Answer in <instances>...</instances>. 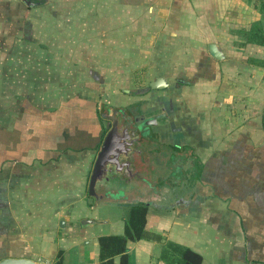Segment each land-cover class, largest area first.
<instances>
[{
    "label": "crops",
    "instance_id": "obj_1",
    "mask_svg": "<svg viewBox=\"0 0 264 264\" xmlns=\"http://www.w3.org/2000/svg\"><path fill=\"white\" fill-rule=\"evenodd\" d=\"M18 1L32 9L31 15L39 16V2L54 0ZM62 1V16L77 17L74 27L78 41L88 42L86 33L93 32V45L87 46L98 47L101 38L99 35L97 39L96 33L108 27L111 38L106 46L115 49L116 58L119 48V56L126 63L156 65L148 79L162 76L167 85L150 89L155 96L171 82L160 69L176 67L172 76L176 77L184 68L185 80L177 79L195 80L192 88L186 87L189 83L179 88L182 98L171 110L173 119L168 118L166 104L159 105L162 118L139 113V119L149 118L151 125L163 131L194 124L192 132L199 137L188 142L181 134L175 144L159 142L171 147L176 164L172 182L178 185L173 187L166 178L163 185L134 203L145 206L146 236L126 238L125 259L122 254H114L109 264H164L160 254L165 241L196 251L199 264H264V66L245 63L239 68L234 62L239 61L242 47L230 36L257 20L258 10L245 0ZM19 10L15 0H0V64L4 66L7 16L14 32ZM43 11L46 17L58 16L52 8ZM87 16H93V21L88 22ZM66 26L68 29L70 24ZM210 42L221 49V59L208 51ZM254 49L261 52L264 47ZM28 89L21 93L22 114L11 125L1 126L11 127L5 132L14 137L6 142V137L0 136V258L26 256L42 264H98V237L123 234L128 210L125 216L116 215L115 205L109 204L107 209L97 211L100 207L93 205L99 204H92L87 193L92 165L85 173V167L69 171L68 160L74 162L79 155L64 152L73 148L63 145H88L85 150L92 155L83 156L93 164L102 129L99 122L95 125L94 118L100 105L73 93L55 107H43L29 98L35 93ZM125 112L137 114L127 108ZM186 119L192 122L183 125ZM88 126L98 132L88 135ZM137 137L141 150L138 159L146 182L151 177L148 157L157 155L160 148L150 144L158 139L155 130ZM55 143L60 145L58 151H54ZM182 144L188 146L186 151L178 148ZM39 169L45 171L40 184L36 174ZM154 177V181L159 178ZM84 184L87 197L81 198ZM39 191L43 196L37 195ZM59 197L62 200L54 202ZM151 233L158 234L159 239Z\"/></svg>",
    "mask_w": 264,
    "mask_h": 264
},
{
    "label": "rangeland",
    "instance_id": "obj_2",
    "mask_svg": "<svg viewBox=\"0 0 264 264\" xmlns=\"http://www.w3.org/2000/svg\"><path fill=\"white\" fill-rule=\"evenodd\" d=\"M15 1L20 6L21 10H19L18 15H16L18 21L17 26L14 28V32L10 30V20L7 16L6 63L5 66L3 63L0 64V77L2 76L0 78V87L5 86V89H0V136L6 137V142L13 140L14 135L5 132V130L9 131L11 127L2 129L3 127L1 126L5 125L7 127L9 124L11 125L15 118H19L22 114L20 103L23 95L21 93L27 92L29 90L28 88L32 89V92L35 93L29 98L43 107H55L60 99L77 93L88 99H94L97 107L100 105V102L109 105L116 119L121 114H124L126 108L133 113H137L132 115L134 118L139 117V113L141 112H149L155 118H162L163 112L159 110V105L161 104H166L165 108L168 113V118H174L171 110L175 108L176 103H179V100H181L182 97L180 98L179 88L183 87V84H185V81L177 78L184 79L182 74L184 68L176 77H172L176 67L174 68L172 66L173 68L167 67L166 69H160L161 72L167 74L171 82L166 90L162 91L159 95L155 96L154 92L150 89L143 92H136V89L147 84L149 80L148 76L156 71V65L151 63L143 64L142 62L132 63L130 61L126 63L122 61L119 56L121 54L119 48L116 58L113 53L115 49L106 46L111 38V31L108 27H103L102 32L96 33L97 39H99L100 35L101 45L98 47H88L87 44L93 45V41L95 40L93 32L86 33L87 38L90 39L88 42L85 43L82 39V42L81 40L78 41V34L75 30L76 27H74L76 26L74 23L77 17L76 15L69 18H64L62 16L61 10L63 9L64 1H40L39 16L35 14L34 16L31 15L32 9L26 6L22 1ZM45 2H47V4ZM106 7L107 6H104V8ZM48 8H52L53 12H56L58 16L46 17L42 15L41 12H44L43 10ZM93 18V16L86 17L88 22L93 21ZM67 24H70L69 28L71 29L69 32L67 31L69 29H67ZM25 28H27V33H24ZM230 36L233 41L237 42V44L242 47L239 50L241 51L239 61L234 62L239 68L245 63L264 66V50L261 52L255 50L254 48L258 45L252 43H247L244 46L240 45L239 41L244 39V37L237 33H230ZM26 38L28 40L25 42ZM239 51L237 53H239ZM116 59H118V62H116ZM251 59L257 61L261 60L259 62L261 64L252 63ZM193 82H195L194 79L186 87H191L190 85L193 84ZM195 90L196 88H193L192 92L194 91L193 93H196ZM149 103L152 105L150 108L147 107ZM188 104L191 105L190 102ZM192 105H194V102ZM103 113V111L97 110L96 116L94 117L96 119L95 125H97V122H99L101 126L109 124ZM80 115L81 114H77V117H80ZM80 120L83 119H79L78 121ZM138 120L140 119L134 121V126H137L139 129L138 135H140V133L144 135L145 132L148 133L150 130H155V135L158 138L150 141L151 147L160 148L157 155L151 154L147 160V166L149 165L150 168L148 177L149 175L151 177L149 181L145 182L142 165L138 167L139 169L135 171L133 176L127 177L126 179H120L117 175L116 177L113 176V174H107L106 177H101L97 180L92 193L87 189L89 201L92 202V204H99L93 205L94 207H100L96 209L97 211L107 209L109 204H112L115 205L116 215L125 216L127 210L131 207L130 205H133L138 200L141 201L146 198L147 193L150 190V192H153L156 188L163 185L166 178L173 184V187H177L178 184L172 182L175 180L173 174V172L176 171V164L174 163L175 158H172L170 154L171 147L168 144L177 143L181 134L188 142H192V139L193 141L197 140L199 137L192 132L194 124H190L192 126H189L190 128L187 126V128L183 127L179 128V130L167 128L163 131L158 126L151 125V122H147L148 119L141 118L142 124H140L141 122ZM182 122L184 125L185 122L190 123L192 121L186 119ZM26 124L31 126L30 123ZM171 126L173 125H168V127ZM163 127H165V124ZM69 129V134L72 135V130L71 128ZM87 130L89 131L88 135H93L94 132H98L97 129L92 126H88ZM22 133L23 135L29 134L23 131ZM150 135L151 134L148 136L150 137ZM16 137L18 136L16 135ZM160 141H167L169 143H159ZM63 146H66V149L73 148L64 152L71 153V155H79L78 159L74 160V162L73 160L70 162L68 160L69 166L67 167L69 171L78 172L85 167V170L82 171L85 173V171L91 167L92 160L90 161V158L86 160L83 156L92 155L90 151L85 150L88 145H78L75 143L73 147H68L69 145ZM59 148L60 145L55 143L54 151H58ZM178 148L186 151L188 146L182 144ZM136 152L141 153L140 144H137ZM139 153L138 155L140 157ZM33 162L39 165L38 161L34 160ZM47 170L46 168L45 171ZM45 171L44 169H39V171L36 172L39 177L38 184L42 183L40 178L45 176ZM55 173H57V170ZM154 174L159 176L157 181H154ZM85 187L86 184H84L80 191L81 198L87 197ZM40 194L43 196L44 193L39 191L37 195ZM107 194H109V196H107ZM112 194H114V196H112ZM39 198H41V196H39ZM61 200V197H59V199L54 202H59Z\"/></svg>",
    "mask_w": 264,
    "mask_h": 264
},
{
    "label": "trees",
    "instance_id": "obj_3",
    "mask_svg": "<svg viewBox=\"0 0 264 264\" xmlns=\"http://www.w3.org/2000/svg\"><path fill=\"white\" fill-rule=\"evenodd\" d=\"M245 1L251 7L258 10V12L260 13V17L257 20L250 21L248 23V26L239 27L237 30H234L232 32L244 37V39L239 41L240 45L252 43L264 47V0ZM251 60L252 63H259L261 61L253 59ZM191 81L192 79H187L184 83H190ZM108 108L111 107L109 105H106L105 103H100L101 110L99 109V111L105 112ZM104 130L105 127L102 126L101 132H103ZM144 223L145 206L139 203L133 204L128 210L123 234H107L100 235L98 237V242L100 245V261L98 264H109L110 258L114 254H122V259H125V254H123V252L125 250L126 238H139L142 236H146V233L144 232ZM151 236L159 239L158 234L151 233ZM163 243L164 245L160 255L164 264H199L200 255L191 248L175 243L173 241H165Z\"/></svg>",
    "mask_w": 264,
    "mask_h": 264
},
{
    "label": "water",
    "instance_id": "obj_4",
    "mask_svg": "<svg viewBox=\"0 0 264 264\" xmlns=\"http://www.w3.org/2000/svg\"><path fill=\"white\" fill-rule=\"evenodd\" d=\"M25 3H29L28 0H23ZM208 51L211 53V55L216 59H221L223 57V53L219 46L216 43L210 42L208 44ZM167 85V81L162 76H155L152 79L147 81V84L145 86L139 87L136 89V92L139 91H146L148 89L152 88H162ZM108 118L111 119V126L110 128L105 132V134L102 137L101 143L99 145V148L95 154L94 162L91 167L90 171V177L88 181V191L90 193L93 192V185L94 182L97 180V176H99V168L105 163L107 159L112 160L114 163L118 162V159L116 157V152L112 153V159L108 158V156H111V152H113V147H121V151H124L125 148L129 149L130 141L127 140L129 137L128 133L126 132V129L124 128L125 135H120L118 132V120L114 117L113 113L111 112V109H108ZM263 126H264V110H263ZM147 122H150L147 120ZM0 264H42L41 262H38L30 257L26 256H20V257H11V256H5L0 258Z\"/></svg>",
    "mask_w": 264,
    "mask_h": 264
},
{
    "label": "flooded vegetation",
    "instance_id": "obj_5",
    "mask_svg": "<svg viewBox=\"0 0 264 264\" xmlns=\"http://www.w3.org/2000/svg\"><path fill=\"white\" fill-rule=\"evenodd\" d=\"M110 109V108H108ZM108 109L103 113L105 118L108 120L109 124H107L105 127V130L101 132V137H100V143L102 140L103 135L105 132L110 128L111 126V119L108 118ZM100 115V114H99ZM139 119V117L134 118L132 115H128L125 111L124 114H121L119 117H117L118 120V132L120 135H125L124 128L126 129V132L128 133L129 137L127 138L128 141H130L129 144V149L125 148L124 151H121V147H113V152H111V156H108V158L112 159V153L116 152V157L118 159L117 163H114L112 160L107 159L105 163L99 168V176L98 179H100L101 176L106 177L107 174H113V176L118 178H125L126 179V174H132L135 173L141 166V161L139 156L137 155V135H138V127L134 126V121ZM150 120L149 118H147ZM142 124L141 119L138 120ZM98 144V147L100 145ZM136 152V153H134ZM95 158V157H94Z\"/></svg>",
    "mask_w": 264,
    "mask_h": 264
}]
</instances>
